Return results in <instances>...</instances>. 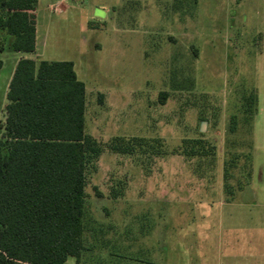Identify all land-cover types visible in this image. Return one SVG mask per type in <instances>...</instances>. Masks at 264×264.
I'll list each match as a JSON object with an SVG mask.
<instances>
[{"label": "rangeland", "instance_id": "1", "mask_svg": "<svg viewBox=\"0 0 264 264\" xmlns=\"http://www.w3.org/2000/svg\"><path fill=\"white\" fill-rule=\"evenodd\" d=\"M35 30L33 58L75 64L84 132L103 148L84 251L65 264H243L239 205L264 161V0H37ZM10 42L0 32V136ZM116 137L132 151L111 152Z\"/></svg>", "mask_w": 264, "mask_h": 264}, {"label": "trees", "instance_id": "2", "mask_svg": "<svg viewBox=\"0 0 264 264\" xmlns=\"http://www.w3.org/2000/svg\"><path fill=\"white\" fill-rule=\"evenodd\" d=\"M36 1L0 0V32L11 37L9 50L34 52ZM6 101L0 264H65L70 257L78 262L84 251L86 171L103 152L84 132L85 85L70 61L21 59ZM107 147L113 153L132 151L118 137Z\"/></svg>", "mask_w": 264, "mask_h": 264}, {"label": "crops", "instance_id": "3", "mask_svg": "<svg viewBox=\"0 0 264 264\" xmlns=\"http://www.w3.org/2000/svg\"><path fill=\"white\" fill-rule=\"evenodd\" d=\"M239 1L242 2L243 0H239ZM236 14L238 15V12ZM240 15L241 17L246 19L247 15L245 10H243ZM233 18L235 19L236 16H234ZM233 18L231 19L234 20ZM14 53L16 55L12 60V66L9 75L4 80L5 95L7 93L8 84L13 74L14 68L19 60L31 59L36 63L40 61H48V60H38V58H33L31 56V54L36 53V43H35V50L32 53H21V52H14ZM36 57L39 56L36 55ZM2 66H3V62H2ZM73 68L76 77L78 78L74 63H73ZM6 104L4 106H6ZM257 150H258V154L260 152L264 153V144H258ZM253 182H255V185H252L253 188L251 191V197L247 198L246 200L243 198V201L239 205L240 206L239 210H242L241 213L242 222L240 223L241 226L239 229V234L244 245L243 249H245L246 251L245 255H242V261L243 264H264V161L258 163L257 176ZM245 220L247 221L245 222ZM254 246H256V252L255 250H252V247Z\"/></svg>", "mask_w": 264, "mask_h": 264}]
</instances>
